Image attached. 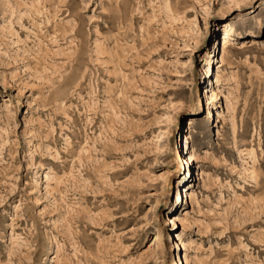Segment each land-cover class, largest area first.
<instances>
[{"label":"rangeland","instance_id":"obj_1","mask_svg":"<svg viewBox=\"0 0 264 264\" xmlns=\"http://www.w3.org/2000/svg\"><path fill=\"white\" fill-rule=\"evenodd\" d=\"M0 264H264V0H0Z\"/></svg>","mask_w":264,"mask_h":264},{"label":"bare ground","instance_id":"obj_2","mask_svg":"<svg viewBox=\"0 0 264 264\" xmlns=\"http://www.w3.org/2000/svg\"><path fill=\"white\" fill-rule=\"evenodd\" d=\"M193 124V123H192ZM194 125V124H193ZM190 159H191V157H190ZM186 195V194H185ZM178 200H180V197H179V199ZM178 204V203H177ZM180 240V239H179Z\"/></svg>","mask_w":264,"mask_h":264}]
</instances>
